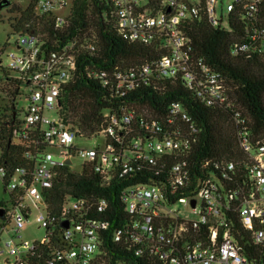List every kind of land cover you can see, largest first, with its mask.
Listing matches in <instances>:
<instances>
[{
  "label": "built area",
  "instance_id": "2783aa9c",
  "mask_svg": "<svg viewBox=\"0 0 264 264\" xmlns=\"http://www.w3.org/2000/svg\"><path fill=\"white\" fill-rule=\"evenodd\" d=\"M110 2L118 33L130 42L155 44L160 56L94 72L103 87L131 104L104 110L102 125L93 134L67 124L59 113L61 86L72 77L80 49H93V45L76 47L74 41L46 49L39 32H19L15 48L7 53V69L13 76L5 78L14 82L13 100L23 97L26 105L21 119L15 124L5 119L1 126L12 143L24 144V155L32 164L17 166L10 175L0 164L2 181L6 178L4 191L9 195L0 203V233L10 234L0 238V264H94L109 220L92 215L91 204L84 197H67L59 214H52L46 197L59 168L67 165L72 169L74 157L82 158V165L93 164L106 180L115 174H140L142 182L121 193L128 222L113 231V240L138 244L136 255L146 251L159 264H264V140L254 138L247 118L234 108L222 77L202 58L193 56L187 34V24L195 18L226 27L229 13L238 10L247 19H255L261 0ZM67 6L70 9L71 0H38L36 14L52 13L53 26L58 29L66 24L68 13L57 11ZM230 47L233 55L264 52V24ZM164 78L182 79L206 106L232 109L239 147L249 156L248 181L225 189L211 174L191 177L186 157L196 129L189 114L173 103L157 118L140 106L139 90ZM90 137L102 138V143L80 147L73 143L75 138ZM67 159L70 164L64 162ZM233 168L229 161L219 170ZM233 199L238 203L231 210L246 232L245 244L253 246L252 254L233 237L226 221L224 202L229 205ZM179 201L190 202L192 215L178 213L173 205ZM32 207L40 212L36 220L44 229L43 237L33 241L21 236ZM94 208L104 212L107 201L99 199ZM58 222L59 229L54 225ZM203 225L209 228L208 240L194 237Z\"/></svg>",
  "mask_w": 264,
  "mask_h": 264
},
{
  "label": "trees",
  "instance_id": "16d2710c",
  "mask_svg": "<svg viewBox=\"0 0 264 264\" xmlns=\"http://www.w3.org/2000/svg\"><path fill=\"white\" fill-rule=\"evenodd\" d=\"M37 1L28 0L25 6L9 2L8 12L17 13L10 22L12 34L39 32L46 49L74 41L77 42L76 47L87 43L94 46L93 49H80L72 77L61 86L59 109L67 124L77 127L84 134H93L102 125L104 110L116 108L124 102L131 104L114 96L109 87H103L94 72L112 71L116 67L149 61L159 57L160 51L155 44L130 42L118 33L110 0H71L67 22L58 29L53 26L52 13L43 16L36 14ZM244 16V12L231 11L226 27L209 24L204 18H195L187 24V34L192 42L193 56L202 58L214 73L222 77L234 108L247 118L254 138L264 140V52L248 51L233 55L230 47L235 41L247 37L258 24H264V0L259 4L255 19ZM10 84V105L0 112V164L6 167L8 175L17 166L30 167L32 164L24 155V144L12 143L10 134L1 126L5 119L13 124L18 120L12 103L16 88L14 82L10 81ZM138 95L142 96L140 106L147 108L154 117L161 118L173 103L180 104L189 114L196 129L186 157L192 169V178L211 174L225 189L248 181L249 156L239 147L231 108L206 106L182 79H160L155 84L142 87ZM184 128H187L186 125ZM229 161L234 163V168L221 173L219 168ZM140 178V174L134 172L126 176L115 174L106 180L91 163L83 164L79 171L67 165L57 171L46 195L52 214H59L61 204L67 197H84L91 204L92 215L109 220L108 228L101 234L94 264L160 263L146 251L136 255L134 252L138 244L125 239L113 240V231L128 222L121 193L142 182ZM5 181L6 178L3 179ZM101 198L107 201V208L104 212H97L94 204ZM237 203L236 199L229 205L224 202L227 209L223 211L233 237L252 254L253 246L245 244L246 232L240 228L238 216L231 210ZM54 225L59 229V222ZM209 233L208 226L203 225L194 237L208 240ZM45 251L48 252L49 248Z\"/></svg>",
  "mask_w": 264,
  "mask_h": 264
},
{
  "label": "rangeland",
  "instance_id": "374dc122",
  "mask_svg": "<svg viewBox=\"0 0 264 264\" xmlns=\"http://www.w3.org/2000/svg\"><path fill=\"white\" fill-rule=\"evenodd\" d=\"M12 3H17L19 5L25 6L28 2V0H8ZM224 2L230 1V0H223ZM9 5L0 6V112L3 111V109L6 107V105H10L11 100V84L10 80L6 79L5 76H13V72L7 69V63H8V57L7 53L9 50H12L15 48L14 40L16 39V36L12 34V30L10 27V22H12V18L17 15V13H9L8 12ZM60 14H67L69 12V7H65L59 11H57ZM10 19V20H9ZM13 107L15 111H17V117L18 119H21L23 117V111L22 109L26 105V101L23 97H17L13 101ZM73 143L80 146H92L97 143H102V138H85V139H79L75 138ZM83 163L82 158L74 157L73 159V165L72 169L74 171H79L81 168V165ZM8 193L4 191V184L2 181V178L0 176V203L6 202L8 200ZM175 209H179V214L182 216L192 215L190 212L191 204L190 202L186 201H179L176 202L175 205H173ZM39 211L32 207L31 213L24 225V227L21 230V236L22 239H28V240H35L40 239L44 235V229L39 226V223L36 220V217L39 215ZM10 236L8 232L5 230L1 231L0 238L6 239Z\"/></svg>",
  "mask_w": 264,
  "mask_h": 264
},
{
  "label": "water",
  "instance_id": "95a60500",
  "mask_svg": "<svg viewBox=\"0 0 264 264\" xmlns=\"http://www.w3.org/2000/svg\"><path fill=\"white\" fill-rule=\"evenodd\" d=\"M9 2H10V1H8V0H0V6L9 5ZM64 162L67 163V164H70V163H71V161H70L69 159L64 160ZM1 213H2V211H1V209H0V215H1ZM67 225H68V223L65 222V223H64V226H67Z\"/></svg>",
  "mask_w": 264,
  "mask_h": 264
}]
</instances>
